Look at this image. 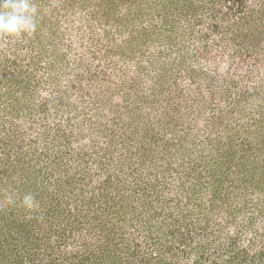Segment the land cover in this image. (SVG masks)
I'll return each instance as SVG.
<instances>
[{"label": "rangeland", "instance_id": "374dc122", "mask_svg": "<svg viewBox=\"0 0 264 264\" xmlns=\"http://www.w3.org/2000/svg\"><path fill=\"white\" fill-rule=\"evenodd\" d=\"M27 2L0 264H264V0Z\"/></svg>", "mask_w": 264, "mask_h": 264}, {"label": "clouds", "instance_id": "9594fccd", "mask_svg": "<svg viewBox=\"0 0 264 264\" xmlns=\"http://www.w3.org/2000/svg\"><path fill=\"white\" fill-rule=\"evenodd\" d=\"M4 11L0 12V33L18 35L21 31H30L33 27L27 0H0Z\"/></svg>", "mask_w": 264, "mask_h": 264}]
</instances>
